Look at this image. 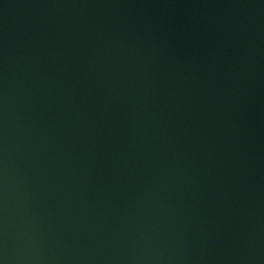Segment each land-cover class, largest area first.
<instances>
[{
	"label": "water",
	"instance_id": "water-1",
	"mask_svg": "<svg viewBox=\"0 0 264 264\" xmlns=\"http://www.w3.org/2000/svg\"><path fill=\"white\" fill-rule=\"evenodd\" d=\"M0 264H264V0H0Z\"/></svg>",
	"mask_w": 264,
	"mask_h": 264
}]
</instances>
